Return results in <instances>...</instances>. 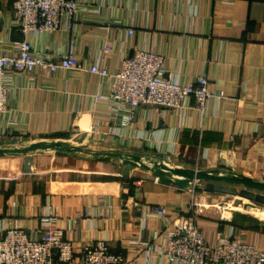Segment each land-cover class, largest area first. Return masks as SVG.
<instances>
[{
	"label": "crops",
	"instance_id": "1",
	"mask_svg": "<svg viewBox=\"0 0 264 264\" xmlns=\"http://www.w3.org/2000/svg\"><path fill=\"white\" fill-rule=\"evenodd\" d=\"M12 1L0 0V52L22 38L10 24ZM78 1L98 9L99 22L78 18L72 28L30 34L35 49H74L86 65L98 60L113 70L120 50L131 54L139 46L163 55L168 73L177 80L206 76L210 90L224 96L209 100L202 116L197 110L183 117L143 106L121 128L108 113L91 107L90 94L104 89L96 74L62 70L34 86L15 77L8 112L0 115V132L8 121L16 123L14 134L23 140L61 139L80 130L101 151L140 153L147 163L167 154L188 167L223 165L254 178L264 175V0ZM108 20L133 27V34L115 25L102 28ZM108 37L114 50L99 58ZM47 151L0 156V231L16 225L31 233L52 218L73 242L76 255L83 245L104 239L113 252L140 254L134 264H165L156 250L163 248L172 224L149 216L147 206L164 205L171 222H177L189 217L192 196L207 200L219 193L161 183L146 168L124 169L119 157L109 155H94L88 166L76 168V176H33L34 159ZM208 208L196 219L205 241L212 244L219 234L233 233L264 250L263 217L245 211L226 216ZM147 252L152 254L149 262L142 257Z\"/></svg>",
	"mask_w": 264,
	"mask_h": 264
},
{
	"label": "built area",
	"instance_id": "2",
	"mask_svg": "<svg viewBox=\"0 0 264 264\" xmlns=\"http://www.w3.org/2000/svg\"><path fill=\"white\" fill-rule=\"evenodd\" d=\"M98 15V9L82 5L78 0L12 1L10 24L22 38L12 40L10 49L0 52V115L8 112L7 96L15 77H22L27 86H34L38 79L53 77L62 70H85L98 75L104 89L90 94L91 107L108 113L112 123L121 128H126L143 106H154L160 114L168 109L173 115L183 117L197 110L202 116L209 100L224 96L222 91L215 94L210 90L206 76L190 82L172 77L164 65L163 55L153 50L139 46L131 54L120 50L115 68L109 70L98 60L86 65L74 49L50 52L47 46L37 50L28 38L30 34L58 32L62 26L72 28L78 18L83 23H98ZM104 24L101 27L106 30L115 25L124 28L127 34L134 32L133 27L124 26L119 20ZM113 50V40L104 39L99 58ZM16 126L15 122L8 121L0 132V140L8 146L21 142V136L14 134ZM203 204L200 197L192 196L189 217L177 222H171L164 205L147 206L149 216L160 218L165 225L172 224L164 236L163 248L156 250L157 259H165V264H264V250L233 233L219 234L212 244L205 241L196 224ZM42 222L31 233L16 225L0 231V264H134L140 256L135 252H113L104 239L83 245L76 255L73 242L54 225V219ZM142 257L149 262L152 254L147 252Z\"/></svg>",
	"mask_w": 264,
	"mask_h": 264
},
{
	"label": "water",
	"instance_id": "3",
	"mask_svg": "<svg viewBox=\"0 0 264 264\" xmlns=\"http://www.w3.org/2000/svg\"><path fill=\"white\" fill-rule=\"evenodd\" d=\"M86 135L82 134L78 142H82ZM46 150H58L63 153L84 151L101 156H117L120 158L124 169L141 166L149 170L161 183L171 184L180 189L201 187L208 192L237 194L249 200L264 204V175L254 178L241 172H236L230 167L219 166L215 168H196L185 166L182 162H173L169 155L162 154L157 160L146 162L140 153L119 151L94 152L81 146L70 144L65 140H42L24 146H8L0 140V156L27 155ZM28 160L25 169L28 170Z\"/></svg>",
	"mask_w": 264,
	"mask_h": 264
},
{
	"label": "rangeland",
	"instance_id": "4",
	"mask_svg": "<svg viewBox=\"0 0 264 264\" xmlns=\"http://www.w3.org/2000/svg\"><path fill=\"white\" fill-rule=\"evenodd\" d=\"M117 126V125H115ZM85 134V133H83ZM84 139L81 143L78 142L80 135V130H72L66 137L57 139L55 137L50 136H38V137H31L23 140L20 138L21 141L18 145L15 143L14 146H24L32 142L42 140H65L70 144L81 146L82 148H87L94 152L101 151V147L97 146L93 143L90 137ZM16 139H13V142ZM18 141V140H17ZM12 146V145H9ZM13 147V146H12ZM105 150V149H104ZM42 157H35L36 164H34V175L39 178H57V177H72L76 176V168H82V166H86L89 163L91 157L94 156L92 153L78 151V152H69L63 153L58 150H48ZM89 158V159H88ZM89 165V164H88ZM87 165V166H88ZM72 170V168H74ZM70 169L72 171H70ZM202 189V188H201ZM204 200V199H202ZM213 205V207H210ZM210 207V208H208ZM219 210V213L227 214L228 213H241L245 211L249 214H254L258 217L264 218V204L258 203L253 200H249L245 197H241L237 194H225V193H215L214 197H209V199L204 200L203 207L200 208V212L206 210ZM257 209L261 210L260 212H256Z\"/></svg>",
	"mask_w": 264,
	"mask_h": 264
},
{
	"label": "trees",
	"instance_id": "5",
	"mask_svg": "<svg viewBox=\"0 0 264 264\" xmlns=\"http://www.w3.org/2000/svg\"><path fill=\"white\" fill-rule=\"evenodd\" d=\"M94 155H98V156H100L99 154H97V153H95Z\"/></svg>",
	"mask_w": 264,
	"mask_h": 264
}]
</instances>
